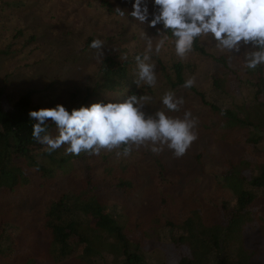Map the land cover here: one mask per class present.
Wrapping results in <instances>:
<instances>
[{
  "label": "rangeland",
  "instance_id": "rangeland-1",
  "mask_svg": "<svg viewBox=\"0 0 264 264\" xmlns=\"http://www.w3.org/2000/svg\"><path fill=\"white\" fill-rule=\"evenodd\" d=\"M102 1L111 12L103 8ZM0 3H3L0 6V91L17 98L25 89H35L39 92L32 95V103L41 108L57 104L67 110L76 108L84 97V89L97 80L105 57L120 52L130 56L143 53L146 43L141 31L155 37L157 29L162 27L151 28L130 16L121 17L116 8L131 12L134 0H0ZM148 7L151 13V0H148ZM97 38L105 42L103 60H98L97 50L89 46ZM200 43L209 53H226L217 50L210 37L200 38ZM244 50L242 48L241 52ZM158 60L166 70H171L175 61H181L186 67V80L194 78L193 87L204 93L208 102L221 107L236 106L239 109L233 110L240 116L239 112L252 109L253 88L250 85H243L237 94L214 91L210 79L215 71L212 62L194 53L182 60L169 41L158 55L152 53L157 84L145 92L153 97V102L144 108L147 114L158 109L165 111L160 103L165 89L159 88L164 81ZM240 60L244 64L243 56ZM142 86L146 85L140 88ZM75 89L80 93L72 96L71 91ZM175 95L182 97L184 104L179 112L166 111L167 114L182 118L185 111H190L198 118V139L185 155L176 157L166 147L159 154L144 148L134 149L127 157L117 156L122 149L102 150L99 154L113 163L134 167L142 180L135 196L126 204H114L110 212L117 213L128 241L141 245L144 259L150 264L159 261L173 264L178 254L190 256L186 245L173 242L181 237L182 231L177 226L169 228L168 220L177 224L194 211L202 217L209 209L215 211L223 201L233 205L231 191L220 182L222 173L234 166L245 173L256 174L258 167L264 164V142L257 145V153L247 142L251 128L226 125L219 115L199 104L183 88ZM95 99L88 100L84 106L88 103L90 106ZM118 100L122 102L123 98ZM99 155H95V162ZM157 160L166 167V178L172 181L171 186L160 184ZM71 174L55 173L50 190L58 193L78 191L80 175ZM35 197L34 193L20 192L18 196L1 198L0 219L10 222L5 237L13 239L22 235L24 244L31 247L37 259L36 264H54L49 254V239L41 227L43 207L34 204ZM260 203L255 210L264 216V202ZM242 238L245 246L254 251L253 263L264 264V223L246 228ZM110 258L108 256L107 260Z\"/></svg>",
  "mask_w": 264,
  "mask_h": 264
},
{
  "label": "trees",
  "instance_id": "trees-1",
  "mask_svg": "<svg viewBox=\"0 0 264 264\" xmlns=\"http://www.w3.org/2000/svg\"><path fill=\"white\" fill-rule=\"evenodd\" d=\"M102 6L111 12L104 1ZM191 53L209 59L214 65L215 71L210 77L214 91L237 94L243 85H250L253 88L252 109L245 113L238 111L240 116L233 110L238 107L218 106L208 102L205 94L196 88L183 87L186 67L181 61H173L171 70H166L161 61H157L164 81L159 88L174 93L183 88L199 104L219 115L226 125L251 128L247 142L257 153V145L264 142V64L255 70L246 69L240 57L209 53L200 38ZM137 54L140 53L130 56L120 52L105 57L97 80L84 89V97L76 108L92 98H96L94 103H107L119 102V98L133 93L145 95L150 88L137 89L133 83ZM124 56L127 59H122ZM38 92L28 88L21 96L11 98L0 91V210L2 197L18 196L20 192L34 193V204L43 207L41 227L49 239V254L54 264H150L144 259L141 245L128 241L117 213L110 212L114 204H126L140 189L142 180L137 170L113 163L105 155H99L96 162L95 155H65L66 146L48 154L45 146L31 135V125L35 121L28 113L41 109L32 103V95ZM78 93L79 89L71 91L72 96ZM49 131L55 135V125H49ZM157 163L160 184L171 186L172 181L166 178V167L159 160ZM57 172L79 174V190L51 191L49 184ZM220 182L231 191L233 205L223 201L215 211L209 209L202 217L194 211L180 223L176 224L172 219L167 221L169 228L177 226L182 231L181 237L173 242L186 245L190 253V256L178 254L173 264H254V251L245 246L242 233L248 227L264 223V216L255 210L260 201L264 202V164L258 167L256 174L245 173L233 166L222 173ZM9 223L7 219H0V264H36L37 259L31 247L24 244L22 235L10 237L11 240L5 237ZM108 256L112 257L110 261ZM155 264L168 263L159 261Z\"/></svg>",
  "mask_w": 264,
  "mask_h": 264
},
{
  "label": "clouds",
  "instance_id": "clouds-1",
  "mask_svg": "<svg viewBox=\"0 0 264 264\" xmlns=\"http://www.w3.org/2000/svg\"><path fill=\"white\" fill-rule=\"evenodd\" d=\"M151 3V13L148 0H134L131 12L116 8L121 17L130 16L151 28L162 26L155 37L141 31L146 46L143 53L134 57L137 71L133 83L137 89L142 84L149 88L156 86L152 53L158 55L169 41L182 60L193 51L198 38L210 37L217 50L230 57L243 56L246 69L255 70L264 64V0H151ZM104 45L99 38L89 45L97 50L98 60H103ZM194 84V78H189L183 87L191 88ZM152 102L149 95L133 93L122 102H97L71 111L60 104L41 108L28 113L35 121L31 135L45 146L48 154L66 146L65 155H99L102 150L122 149L117 156L127 157L134 149L159 154L166 147L174 156L182 157L198 139V118L190 111H185L182 118L160 109L147 114L144 108ZM160 103L168 112H179L184 99L166 90ZM49 125H55V135L49 131Z\"/></svg>",
  "mask_w": 264,
  "mask_h": 264
}]
</instances>
